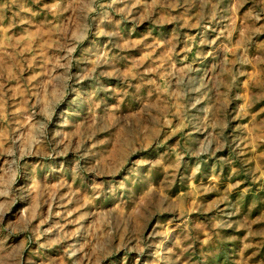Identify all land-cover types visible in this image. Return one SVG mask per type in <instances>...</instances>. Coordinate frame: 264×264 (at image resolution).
Returning <instances> with one entry per match:
<instances>
[{"label":"rangeland","instance_id":"obj_1","mask_svg":"<svg viewBox=\"0 0 264 264\" xmlns=\"http://www.w3.org/2000/svg\"><path fill=\"white\" fill-rule=\"evenodd\" d=\"M0 264H264V0H0Z\"/></svg>","mask_w":264,"mask_h":264}]
</instances>
